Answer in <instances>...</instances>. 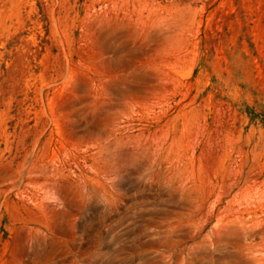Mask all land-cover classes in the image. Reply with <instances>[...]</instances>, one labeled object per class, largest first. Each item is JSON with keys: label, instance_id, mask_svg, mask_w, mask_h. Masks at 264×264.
<instances>
[{"label": "rangeland", "instance_id": "obj_1", "mask_svg": "<svg viewBox=\"0 0 264 264\" xmlns=\"http://www.w3.org/2000/svg\"><path fill=\"white\" fill-rule=\"evenodd\" d=\"M0 264H264V0H0Z\"/></svg>", "mask_w": 264, "mask_h": 264}]
</instances>
